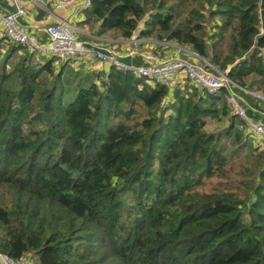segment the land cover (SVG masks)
<instances>
[{"label":"trees","instance_id":"16d2710c","mask_svg":"<svg viewBox=\"0 0 264 264\" xmlns=\"http://www.w3.org/2000/svg\"><path fill=\"white\" fill-rule=\"evenodd\" d=\"M82 19L197 52L264 123V100L243 90L264 96L252 88L264 87V0H93ZM38 54L0 37L1 252L38 264H264V149L227 88L57 69ZM208 119L228 125L211 132ZM245 143L254 160L236 159Z\"/></svg>","mask_w":264,"mask_h":264},{"label":"built area","instance_id":"2783aa9c","mask_svg":"<svg viewBox=\"0 0 264 264\" xmlns=\"http://www.w3.org/2000/svg\"><path fill=\"white\" fill-rule=\"evenodd\" d=\"M15 11L0 12V37L3 43L11 41L61 61L77 63L92 61L105 67L116 66L129 71L137 77L150 82L164 83L171 87L188 80L195 86L215 93L223 88L229 90V101L235 113L246 123L251 137L264 146V123L246 115V108L241 104L242 98L235 93L232 86H238L228 75L211 61L197 52L169 40H153L141 37L137 30L131 37L112 42L121 43V51L95 45L82 39L79 27L84 11L91 7L93 0H13ZM45 2L46 6L42 3ZM74 5V12L61 16L57 11ZM42 13L41 20L37 12ZM158 44L174 48L169 58H160L158 51L142 52L144 43ZM156 52V53H155ZM157 54V55H156ZM141 58V63H129L125 59ZM184 77V78H183ZM184 79V80H183ZM264 100L259 94H255ZM249 106V105H248ZM251 107V106H249ZM264 116V109H254ZM0 264H28L26 259L14 260L0 251Z\"/></svg>","mask_w":264,"mask_h":264},{"label":"rangeland","instance_id":"374dc122","mask_svg":"<svg viewBox=\"0 0 264 264\" xmlns=\"http://www.w3.org/2000/svg\"><path fill=\"white\" fill-rule=\"evenodd\" d=\"M0 2H1V4H7V5H10V6L14 7V1L13 0H0ZM45 2H46V0H45ZM45 2L42 3L44 6H46ZM79 27L81 29V36H82L83 40H85L87 42H90V43H93L96 46L99 45V46H105V47H108V48H112V49H114L115 51H118V52L121 51V49H122L121 43H116V42H112V41L126 39L118 31H108L106 33L100 34V33H98L99 28H98L97 25L92 27L91 25L79 24ZM146 38L157 40V39H155L153 37H146ZM152 50L153 51L157 50L158 53L160 54L159 57L160 58H164L165 57V59L169 58V57H172V56H168V55H170L171 53L174 52V48L163 47V46H159L158 44L154 45V44H152L150 42L149 43H144V45H142V47H141V51L142 52H146L147 53V52H150ZM4 51H5V49H4ZM20 53L24 54V51H21ZM44 57L47 58L49 56H42V55L38 54L39 61L43 60L42 58H44ZM17 58L18 57H15L14 60L16 61ZM2 61H3L2 58H0V71H1L0 84H1L2 76L4 74ZM63 63H64V61L56 60L55 64L57 65V69H59ZM95 64H96V62H92V61L91 62L90 61L81 62V63H73L71 61V65L69 67L73 68L75 70H78V71H80V70L83 71V70H88V69L92 70L93 68H95ZM77 77H79V76H77ZM71 79H73V78H71ZM75 80H76V78H75ZM260 84H261L260 82L256 81L253 84L252 88L254 90H256V91H261V92L264 93V87H261L262 85H260ZM243 90H245L248 93V95L251 94L252 96L257 98V96L255 95L256 93L251 92V91L246 90V89H243ZM262 97H264V96H262ZM248 103H246V104L250 106V103L249 104ZM261 105L263 106V109H264V103L261 104ZM227 125H228L227 119H222V120H219V121L218 120L208 119L206 128H207L208 131H211V132L213 131L214 132V131H218V130L224 129L225 127H227ZM227 142L230 145H232L230 139ZM253 144H254V148L258 147L259 150H263L264 149V146L261 145L260 143L256 142L255 140H254ZM237 145L238 144H234L233 147L231 146V149L232 148L234 149L235 147H237ZM242 145H243V148H240V151L238 152V154L236 156V159L237 160H241L242 159L243 161L254 160L256 158V156H257L258 151H256L252 147V145H250V144L247 145L245 143V144H242ZM26 260H27L28 264H38V260H37L36 256L28 257Z\"/></svg>","mask_w":264,"mask_h":264},{"label":"crops","instance_id":"0c3cea01","mask_svg":"<svg viewBox=\"0 0 264 264\" xmlns=\"http://www.w3.org/2000/svg\"><path fill=\"white\" fill-rule=\"evenodd\" d=\"M74 8H75L74 5H69L65 9L57 11V13L59 15H61V16H68V15L73 14ZM15 9H16L15 5L13 7V6H10V5H7V4H1L0 3V12H2V13H8V12H11V11H15ZM36 12H37V19L41 20L42 17H43L42 13H39V10H36ZM82 20L83 19H80V21H82ZM104 68H107V67H105L103 64L96 63L95 64V68H93L92 70L100 71V70H103Z\"/></svg>","mask_w":264,"mask_h":264}]
</instances>
